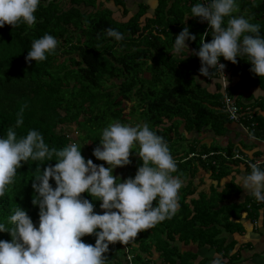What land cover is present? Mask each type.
I'll return each instance as SVG.
<instances>
[{"label": "trees", "instance_id": "trees-1", "mask_svg": "<svg viewBox=\"0 0 264 264\" xmlns=\"http://www.w3.org/2000/svg\"><path fill=\"white\" fill-rule=\"evenodd\" d=\"M95 1L40 0L34 13V26L20 22L17 27L8 24L0 27V138H6L10 127L17 132L18 138L26 136L29 130H37L50 149L61 150L76 143L81 146V154L86 161L91 159L99 165L98 162L103 161L93 155V150L100 145L103 129L110 123L125 124L127 117L134 113L132 109L136 108L150 129L167 143L177 163L173 176H185L190 168L195 173L197 167L193 168V162H200L209 169L219 168V177L226 175L222 165L230 161L231 148L226 151L227 154L223 153L225 156L216 157L222 155L217 152L203 159V154L209 155L213 151L210 147L205 146L201 152L197 144L192 143L189 149L180 153L181 142L188 133L199 131L204 126H210L218 135L224 134L228 124L233 122L223 107L224 96H232L244 111L248 104L240 102L233 89L242 84L246 87L259 86L264 90V77L251 71L252 65L246 57L238 56L237 63L233 64L221 56L219 61L225 65V72L230 74L229 81L232 83L238 78L235 85L222 90L221 85L216 83L214 90L200 83L198 79L203 76L199 71L201 61L195 52L199 51L203 38L210 42L213 37L208 22L191 16V8L197 3H205L204 0H174L170 6L168 0H160L153 16L145 17L144 21L141 18L148 12L145 4L127 20H120L114 16V10L97 8ZM106 1L123 5L124 16L130 12L123 0ZM236 3L239 12L234 15H243L250 18L251 23L259 24L260 35L264 37V0H236ZM109 27L121 32L123 39L117 41L107 36ZM185 27L196 39L186 41L189 50L182 59L181 55L174 53L173 45L175 37ZM45 34L54 36L62 49L57 47L55 53L46 54L47 59L43 61H26L32 42ZM61 52L68 58L59 64L57 61ZM210 72L204 77L207 82H210V77L223 76L212 68ZM133 97L138 103L126 112V100ZM261 100L259 104L263 107L264 100ZM253 112L254 116L248 124L251 126L253 121L257 122V126L250 132L262 138L264 114L259 113L256 106ZM21 117L23 123L16 127V121ZM182 125L184 132L181 131ZM75 130H83L84 133L75 135ZM245 133L253 138L251 133ZM179 140L180 143H174ZM236 155L234 159H237ZM238 157L243 159L240 155ZM134 160L135 166H142L140 157ZM245 162L249 165L246 159ZM55 163L56 160L22 162L14 183L8 187L5 196L0 197V223L10 227V215L21 207L34 225L39 226V205L32 204L35 195L32 179ZM50 183L55 188V180L50 179ZM196 189L192 182L190 186L181 187L186 197L179 198L178 211L170 219L166 218L154 227L139 232L126 245L120 242L109 244L105 264H153V252H159L163 262L175 264L183 257L172 242L179 238L185 243H211L213 239H207L205 234L211 228V235L215 236L218 228L214 222L222 227L235 223L228 215L220 218L221 221L219 216L223 209H217L210 199L199 195L187 201V196L194 194ZM81 196L94 204L96 213L103 214L104 210L100 208L102 201L92 198L87 192ZM249 203H252L249 210L252 214L263 208L251 199ZM96 238L92 234L82 237V240L95 245ZM0 240L11 241V236L2 231Z\"/></svg>", "mask_w": 264, "mask_h": 264}, {"label": "clouds", "instance_id": "clouds-1", "mask_svg": "<svg viewBox=\"0 0 264 264\" xmlns=\"http://www.w3.org/2000/svg\"><path fill=\"white\" fill-rule=\"evenodd\" d=\"M39 4L40 0H0V27H17L20 22L34 26ZM237 12L236 0H208L191 8V16L208 22L213 37L210 42L203 40L195 52L201 61L199 71L205 77L212 73L210 68L221 72L226 88L228 80L223 72L225 65L219 62L221 56L233 64L238 56L246 57L251 71L264 77V37L260 35V25L243 15H234ZM106 34L117 41L123 39L121 32L110 27ZM195 39L188 27L183 28L175 37L174 53L184 59L189 50L186 41ZM58 43L50 34L35 39L26 61L47 59L46 54H54ZM22 123V117L18 118L16 127ZM134 144L139 145L137 152L143 164L134 178L120 182L113 169L131 163ZM80 149L76 143L61 150L50 149L37 130H29L26 136L18 138L10 127L6 138H0V197L14 183L22 162L57 161L32 179V204L39 205V226L21 207L10 215V227L0 223V232L11 236V241L0 240V264H105L109 244L126 245L139 232L170 219L178 211L183 181L172 175L177 171V163L163 137L148 124L129 126L115 122L103 129L93 155L109 167L96 165L91 159L86 161ZM250 167V174L238 177V183L258 202H264V170L254 163ZM50 179L55 180V188ZM84 192L102 201L103 214L96 213L94 204L81 196ZM92 234L97 237L95 245L82 240ZM212 264H223L222 257L217 256Z\"/></svg>", "mask_w": 264, "mask_h": 264}, {"label": "crops", "instance_id": "crops-1", "mask_svg": "<svg viewBox=\"0 0 264 264\" xmlns=\"http://www.w3.org/2000/svg\"><path fill=\"white\" fill-rule=\"evenodd\" d=\"M173 1L174 0H168L169 6L173 3ZM139 2H141V0H139ZM143 2L148 6V12L141 18V20H145V17L153 16L160 3V0H142V3ZM129 3H131L130 0ZM108 4L113 5L114 7H110H112L114 10H117L119 14L123 15V5H115L114 1H110ZM127 7L129 9L130 5L127 4ZM132 8L129 9L130 12H133L130 16H132L137 11H132ZM127 16L129 15H123V17ZM201 77L200 83H203L204 86H209L210 89L215 90L216 83H219L222 87V90H225L222 76L218 78L210 77V82H207L204 79L205 76ZM227 80V86L234 85V83L229 81V76L227 77ZM242 86L243 89H245L244 103L248 104L252 110L253 107L256 106L258 112L264 114V104L262 105L263 107H261L259 104L262 102L261 99L264 100V90L259 86ZM236 95H238V93ZM181 131L184 132L183 125L181 126ZM181 143L183 145L179 148L180 153H184L185 149L190 148V144L195 143L197 144L198 150L201 152L205 149V146L210 147L211 150H213L212 152L216 151L222 154L226 153V151L231 148L235 150L236 154L240 155V157L244 156L250 160L264 158V142L261 140H255L254 138L248 136L242 127L235 122H230L228 124L227 131L224 134L219 135L212 131L210 126H204L199 131L193 130L187 134L186 139L182 140ZM213 147L218 148V150H215ZM236 157L237 159H234L233 162L230 163V161H226L225 164L222 165V169L226 175L220 176L217 179L214 177V175L213 177L210 175V172L212 173V168H205L200 162H193L192 164L194 169L197 167V171H195V173L191 168L189 172L186 173L189 174V176L191 175L189 180L193 179V183L197 187L194 194L188 195L189 197H187V201H190V198H198L199 194H201V191L211 193L213 192V189L216 188L219 193H224L226 192L227 188L235 187L233 190H231V193H225L223 197H225L224 199L227 200V202H237L239 206H242L239 210H237V212H235L233 209L228 210L226 215L231 217V220L233 221L232 223H235L226 227L219 225L217 228H220V231L216 232V234L214 233V235H216L215 237L217 238V241L207 245L195 244L194 247L197 251L198 257L191 258V264H212V261L217 256L222 257L223 264H264V213H261L259 210H257L256 214H252L245 210V204L248 202V200H253L255 197L252 196L250 192H246L241 183H238V177H243L250 174L251 167L245 162L244 159L239 158L237 155ZM259 167L261 170H264V163ZM181 180L184 179L182 178ZM187 184V182L185 184L183 183V186H186ZM179 191L182 194V191ZM225 217L226 216H222L221 218ZM254 218L259 219V227L253 225L252 220ZM189 243L190 242L185 243L178 238L172 242V245L179 244L181 249L185 250L191 248ZM182 262L183 260L177 259L175 264H183ZM152 263L169 264L162 261L159 252H155L154 256H152Z\"/></svg>", "mask_w": 264, "mask_h": 264}, {"label": "rangeland", "instance_id": "rangeland-1", "mask_svg": "<svg viewBox=\"0 0 264 264\" xmlns=\"http://www.w3.org/2000/svg\"><path fill=\"white\" fill-rule=\"evenodd\" d=\"M123 2H124V4H125V6L127 7V4H129L130 5V8H132L131 10L132 11H136L137 9H139L141 6H143L142 4H145L144 2L142 3V0H141V2H139V0H130V2L131 3H129V0H123ZM102 5V6H101ZM146 5V4H145ZM95 6H97V8H102V9H104V8H109V9H112V10H114L112 7H114L113 5H109L108 4V2L106 1V0H96L95 1ZM110 6H112V7H110ZM128 8V7H127ZM129 8V9H130ZM144 8L142 7V10H143ZM133 12H129L128 13V15L130 16L131 14H132ZM114 15H115V17H117V19H120V20H127L128 18H129V16H127V17H123V15L122 14H119L118 13V11L117 10H114ZM145 15V14H144ZM142 21H144V20H142ZM59 49H62V45L61 44H58V46H57ZM190 54V53H189ZM72 55H76V53L75 54H72ZM66 56H68V55H66ZM65 58H68V57H65L64 55H63V52H61V54H60V57L58 58V63L59 64H61V63H63V61L65 60ZM220 62V61H219ZM223 72H224V75L226 76V74H227V76H226V78L230 75V74H228V73H226L225 72V68L223 69ZM147 76H149V74H146ZM202 75V74H201ZM201 78L202 77H199V79L201 80ZM222 78H223V80L225 81V83H226V80H225V78L222 76ZM236 80H238V78H235L233 81H232V83H234V85H235V83H236ZM223 81V82H224ZM116 82H120V80H116ZM225 87V89H226V86H224ZM228 87V86H227ZM244 92H245V89H243V86L241 85V84H238V86H236L234 89H233V94H235V96H236V94L238 93V96H239V101L240 102H242V103H244V99H245V97H244ZM126 102H127V104H126V112H128V111H130L131 109H132V107H133V105H134V103H138V100L136 99V98H132V99H128V100H126ZM132 111H134V113L132 114V116L131 117H127V121H126V125H129V126H137V125H143V124H145V122L143 121V117L141 116V113L140 112H138V109L136 110V108H133L132 109ZM73 127H76L77 128V125L76 124H73ZM78 129V128H77ZM82 133H84V131L82 130V131H78V130H75L74 131V134L75 135H79V136H81L82 135ZM254 138V137H253ZM255 140H261V141H263V137L262 138H258V139H256V138H254ZM174 143H176V144H178V143H180V140L178 141V142H174ZM228 150H230V149H228ZM137 151H139V145L138 144H134V146H133V150H131V155H130V157H129V159H130V161H131V163H129L128 165H125V166H122V167H120V166H118V167H116V168H114L113 169V175L114 176H116V177H118L119 178V180H120V182H123L125 179H127V178H134L135 177V175H136V173H137V170H138V167H139V165L137 164L136 166H135V157H139V155H138V152ZM216 154H218L216 151H214ZM215 154V155H216ZM229 154H232L231 155V157H230V163L231 162H233V160H234V158H233V156L236 154V151L235 150H231L230 152H229ZM219 156H225L224 154H222V155H218V156H216V157H219ZM215 157V158H216ZM243 159L245 160L246 158L245 157H243ZM99 163V165L100 164H102V165H104L105 167H109V165L105 162V161H103V162H98ZM130 165H132V168H130ZM212 171V173L210 172V175H212V177H213V175H214V177H216V179L217 178H219V176H218V171H220L218 168H216V169H212L211 170ZM176 175V174H175ZM180 179H184V180H182L183 181V183L185 184L186 182L188 183L186 186H190V183L192 182L193 183V179L191 180H189V178H190V176H189V174H185V176H180V175H177ZM119 182V181H118ZM193 186L191 185V187L190 188H192ZM235 187H229V188H227L226 189V192H224V193H219L218 191H217V189L216 188H214L213 189V192H211V193H207L206 191L205 192H203V191H201L200 193H203V194H199V195H201L202 197H203V199H210V203L211 204H213V205H216V208L217 209H219V208H221L222 207V209H223V213L219 216V219L222 217V216H226V214L228 213V210H230V209H233V210H235V212H237V210H239L242 206H239V204L237 203V202H227V200H225L224 198L225 197H223V195L225 194V193H231V190H233ZM206 193V194H205ZM184 194V193H183ZM183 194H181V192L179 191V198L181 199V197H186V196H183ZM187 197H189V196H187ZM250 202V200H248V205L249 204H251L252 205V203H249ZM252 202H256V203H259L255 198L252 200ZM157 203H158V199L157 200H155V201H153V207H155L156 205H157ZM178 203H179V201H178ZM181 203V202H180ZM247 203L245 204V210L246 211H249L250 210V208H248V205H247ZM262 206H264V205H262ZM262 208H260L259 209V211L261 210ZM232 216V215H231ZM230 219H231V217H230ZM221 220V219H220ZM222 221V220H221ZM214 224L218 227L219 225L217 224V222H214ZM218 231H220V228H218V230L216 231V232H218ZM216 232H215V234H216ZM216 236V235H215ZM212 237V235H211V228H209L208 229V234H205V237L207 238V239H213V241L211 240V243H213V242H215V241H217V238L216 237ZM211 243H207V244H211ZM190 247L191 248H189V249H185V250H182L181 249V246L179 245V244H176V246H177V248H178V250H179V252L181 253V255H182V257H183V262H192L191 261V258L192 257H198L197 255V251L195 250V244H199V242L198 241H191L190 243ZM192 244V245H191ZM207 244H204V245H207ZM200 247V246H199ZM153 248H154V246H153ZM190 249H192V250H190ZM153 254H154V252H153ZM154 256V255H153ZM195 257V258H196Z\"/></svg>", "mask_w": 264, "mask_h": 264}, {"label": "built area", "instance_id": "built-area-1", "mask_svg": "<svg viewBox=\"0 0 264 264\" xmlns=\"http://www.w3.org/2000/svg\"><path fill=\"white\" fill-rule=\"evenodd\" d=\"M205 3H207L208 1L207 0H204ZM210 26V25H209ZM208 26V28H209ZM205 37V36H204ZM204 42L205 41V38H203ZM222 63V62H220ZM223 64V63H222ZM224 81V80H223ZM226 85L225 81H224V86ZM223 107L224 109L227 111L230 119L235 122V123H238L242 129L247 132V133H251L250 131L252 130L251 128H256L257 126V122H251V126L250 124H248V120L252 119L253 116H254V112L252 110V108L250 106H247L246 109L244 111L242 107H240L235 101L234 99L232 98V96H229V95H225L224 96V99H223ZM247 121V122H246ZM251 135L258 139L259 137H257L255 134H252ZM263 142H264V139H263ZM216 153L215 152H211L209 155L207 154H203L202 155V158L203 159H208L209 157L215 155ZM239 156V155H237ZM241 157H244V156H241ZM246 160L248 161L249 165L251 164H257L260 165L263 161H264V158L263 159H253V160H250V159H247ZM259 205H264V202H259L258 203ZM248 208H250V210L252 209V205L249 204L248 205ZM260 212L264 213V207L260 210ZM259 219L258 218H254L252 220V223L253 225H255L256 227H259L260 223H259ZM132 255L129 254V258H131Z\"/></svg>", "mask_w": 264, "mask_h": 264}]
</instances>
